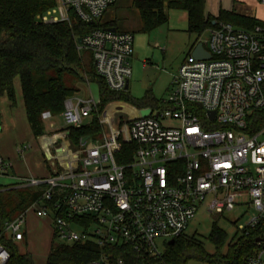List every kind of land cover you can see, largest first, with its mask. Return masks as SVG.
I'll return each mask as SVG.
<instances>
[{"label":"built area","instance_id":"obj_1","mask_svg":"<svg viewBox=\"0 0 264 264\" xmlns=\"http://www.w3.org/2000/svg\"><path fill=\"white\" fill-rule=\"evenodd\" d=\"M53 1L55 6L38 15V21L70 22L74 14L82 22L96 23L117 0ZM259 1L264 6V0ZM262 22L252 30L216 22L207 39L194 44L201 43L210 58L188 54L173 77L169 97L152 105L139 107L115 99L99 109L101 97L91 93L65 100L60 114L64 126L69 130L81 127L96 115L101 137L80 139L74 167L65 161L64 172L19 182L44 186L32 206L38 216L51 218L56 238L67 243L93 240L98 245V257L87 264H166L156 239H167L170 246L185 233L200 206L221 215L243 204L245 195L255 213L238 230L248 236L261 226L264 19ZM80 38V44L76 38L78 50L92 54L95 71L109 90L127 91L134 34L94 28ZM145 110L149 111L146 115ZM68 137L61 133L56 138L63 142ZM41 138L44 147L58 143L50 136ZM28 147H19V153L23 155ZM10 166L0 153V174ZM25 222L23 212L0 224V238L4 233L12 240L20 239ZM255 244L246 263L264 264V240ZM9 258L0 241V264Z\"/></svg>","mask_w":264,"mask_h":264},{"label":"trees","instance_id":"obj_2","mask_svg":"<svg viewBox=\"0 0 264 264\" xmlns=\"http://www.w3.org/2000/svg\"><path fill=\"white\" fill-rule=\"evenodd\" d=\"M115 4V3H113ZM142 29L149 30L167 22L166 8H180L187 14L188 32L202 35L220 20L252 30L254 17L221 9L217 17L205 13L206 0H138ZM55 6L53 0H0V99L7 97L16 104L15 82L21 84L25 113L35 137L45 132L42 116L49 112L56 116L64 110L65 100L78 91V83L88 76L100 87L102 109L111 100H125L144 107L158 100L149 89L141 99L133 98L128 90L111 92L105 80L97 75L92 54L78 50L76 38L94 28L116 27L115 20L89 24L76 19L70 22L42 23L37 16ZM118 29V28H117ZM2 114L0 111V124ZM70 138L78 144L88 137L98 139L102 127L95 115L92 121L70 129ZM125 161V160H124ZM44 186L0 187V224L12 221L37 201ZM264 238V219L250 235L227 242L226 233L213 225L210 241L214 252H209L196 235L183 233L169 246L163 259L166 264H187L190 259L207 264H247L246 259L256 250L255 240ZM53 235L45 264H87L96 259L99 247L93 240L75 243H56ZM0 241L7 247L10 258L5 264H35L30 253H21L11 238L4 233Z\"/></svg>","mask_w":264,"mask_h":264},{"label":"rangeland","instance_id":"obj_3","mask_svg":"<svg viewBox=\"0 0 264 264\" xmlns=\"http://www.w3.org/2000/svg\"><path fill=\"white\" fill-rule=\"evenodd\" d=\"M136 1L138 0H117L115 4L107 8L100 19L104 22L115 20L119 31H129L134 34V54L130 60L132 77L128 90L129 94L135 99H141L145 96L146 92L151 89L153 95L157 99H167L172 88L171 82L173 76L178 72L180 65L186 59L187 55L192 53L194 44L199 41V39L202 41L207 39L208 31L202 35L188 32L187 14L180 8H166L167 22L157 27L150 28L149 30H143L140 13L135 4ZM220 5L223 6V8H230L231 11L233 10L237 13H243L247 8L251 7L255 20L258 22L257 24L263 23L264 6L259 0H207L205 6L206 9L209 10V13L214 14L217 12ZM76 19L80 20L78 17H76ZM234 26L242 28L236 25ZM156 43H158L159 46H156ZM82 53L85 56L89 55L86 51H82ZM78 87L81 89L78 93L80 97L88 96L84 83H80ZM92 88L94 91V87ZM15 105V108H18L19 102ZM0 108H3L1 100ZM5 119L4 117L3 121H5ZM22 119L23 120L18 122V124L11 122L6 123V128H4L2 136L0 137V142H2V144L5 143L12 154V158L18 159L15 163L18 161L19 164H22L19 160L22 159L21 161H23V157L25 156L19 153L18 148L29 146L24 153H27L26 156L36 150L39 152L36 156V160H33L31 163L30 159H26V165L28 163L29 165L31 164L30 166L35 173L47 174V169H49V167L50 169H55L58 165L57 163L61 165L65 161L71 163L72 167H74L78 160V146L66 140L56 144L49 143L45 150H41L40 140L29 130L27 120L24 118ZM52 121L56 124V128L65 125L64 119L60 115L54 116ZM47 127L50 129L48 122ZM70 132L69 129L64 127L57 134L61 135V133H66L70 135ZM43 134L45 135V133ZM54 156L56 159L53 158ZM39 160L44 161V164H42L40 168L37 166V161ZM10 163H13V161H10ZM2 181L3 180L0 179V183H2ZM243 198V204L237 205L233 211L224 212L221 215L210 213L206 206H200L195 218L189 222L185 233L188 235H196L197 239L203 242L205 248L209 252H214L215 250L214 244L209 239L214 224L226 233L227 242L241 237L242 233L238 230L239 225L247 223L255 213L253 207L248 204V196L245 195ZM32 214L34 213L30 210L26 217V219H28L26 225L28 227L27 242H25V239L18 241L19 248L21 251L27 252L28 250L31 252L35 264H45L46 255L49 251L53 236H51V229L48 227L45 230L44 227L38 225L37 216L35 219L31 216ZM39 221L40 219H38V222ZM24 225L21 232L25 227ZM74 228L76 229L75 225ZM55 242L70 244L58 238L55 239ZM156 243L164 256L169 248L167 244L168 240L158 238L156 239ZM187 264L207 263L196 259H190Z\"/></svg>","mask_w":264,"mask_h":264},{"label":"crops","instance_id":"obj_4","mask_svg":"<svg viewBox=\"0 0 264 264\" xmlns=\"http://www.w3.org/2000/svg\"><path fill=\"white\" fill-rule=\"evenodd\" d=\"M221 9H224V10H227V11H231L230 8H223V6L220 5L218 7L217 12L212 14V13H209V10L206 9V6H205V13L206 14H211V15L217 17L219 15V12H220ZM238 13L239 14H243V15L252 16V17L255 18V16L253 15V9L251 10V7L247 8V10L245 12H243V13H240V12H238ZM131 77H132V74H131ZM131 77H130V79H131ZM130 79H129V87H130ZM80 83H84L86 85V89H87L88 95L91 93V94H93L95 96H100V87H99V84L96 81L92 80L88 76H85V80L83 82H80ZM80 83H78V85ZM171 86H172V82H171ZM92 87H94V91H93ZM80 90L81 89L78 87V91L76 93H74L73 95H78ZM128 90H129V88H128ZM15 93H16V103L19 102V106H17L18 108H15L16 105L12 106L11 102L9 101V99L7 97H3V98L0 99L1 102L3 103V108L2 109L0 108V111H1V114H2V123H1L2 125H0V137L2 136L4 128H6V123L11 122V123L18 124V122H21V120H23L22 118L27 120L26 113H25V107H24V101H23L22 88H21L20 81L18 79L15 82ZM73 95H71V96H73ZM71 96H69V97H71ZM18 100H20V101H18ZM157 100H159V99H157ZM4 117L6 118L5 121H3ZM53 117L54 116L51 115L49 112H46V113L43 114L42 119H43V123H44V126H45V132H44L45 135L47 134V136L53 137V139H55L56 137H58L57 133L61 129H63L65 126L56 128V124L52 121ZM27 122H28V120H27ZM47 122L49 123L50 129H48V127H47ZM50 123L54 124L53 127L50 126ZM27 125L29 127V130L32 132L29 122L27 123ZM48 134H51V135H48ZM43 135L44 134L36 137V138H38L40 140L41 150H45L47 148V147H44L42 145V142H41V139H42L41 137ZM56 139H57L58 142L61 141V140H58L59 138H56ZM67 141H71L73 145H76V146L79 145V143L75 144L71 140L70 135H69ZM0 153H1L2 157H3V159H5L6 161H8V162L13 161V163H10L11 164L10 168L7 171H4V172H2L0 174V179L3 180L2 183H0V187H2V188H4V187L23 186L19 182V180L22 179V178H47V177H50V176H53V175H56V174H59L61 172L66 171L67 167H68V165L66 166L65 162L63 164H61V165H59V163H57L58 165L56 166L55 169H52V168L50 169V167H49V169H47V171H48L47 174L35 173L33 171V169L31 168V166H30L31 164L29 165V163L27 162L28 164L26 165V159L27 160L30 159V163L33 160H36V156L39 153L37 150L29 153L27 156H26L27 153L23 154L22 156L25 155L23 157V161H21L22 159L19 160L20 162H22V164H19L18 161H17V163H15V161L18 160V159L12 158V154L9 151V149L6 147L5 143L2 144V142H0ZM11 159H13V160H11ZM42 164H44V161H41V160L37 161L38 168H40V166H42ZM32 204L24 211L26 213V217H27L28 211L32 210L34 214H32L31 216H33V218H35L37 216L36 218H37L38 225H41L42 227H44L45 230L49 227L51 229V236H53L54 235V230H53L51 218L50 217H40V216H38L36 214L35 208L32 206ZM38 219H40L39 222H38ZM27 223H28V219H26V222L24 223L25 227H24L23 231L22 232L20 231L21 234H22V237L20 239L14 240V242L16 243V245H17V247H18V249H19V251L21 253H30L31 254V252H29L28 250H27V252L21 251L20 248H19V244H18V241H20L22 239L23 240L25 239V242H27V238H28V227L26 226ZM22 228H23V226L21 227V229ZM7 236L9 238H11L9 235H7ZM51 244H52V240H51V243H50V247H51ZM50 247H49V251H50ZM49 251H48V253H49ZM48 253L46 255V258L48 256ZM45 262H46V260H45Z\"/></svg>","mask_w":264,"mask_h":264},{"label":"water","instance_id":"obj_5","mask_svg":"<svg viewBox=\"0 0 264 264\" xmlns=\"http://www.w3.org/2000/svg\"><path fill=\"white\" fill-rule=\"evenodd\" d=\"M90 24H94V21H91ZM106 30L111 31V32H116V31H117V28H116V27H108V28H106ZM77 41H78V43L80 44V43H81V38L78 37V38H77ZM192 54H193V56H195V57L198 58V59H209V58H210V54H209V52H207V51L204 49V47L202 46L201 43L197 44V45L194 47V49H193V51H192ZM128 88H129V82H128L127 85H126V89H127V90H128ZM148 112H149L148 110H145V111H143V114L146 115ZM211 115L213 116V113H212ZM86 139H87V138L85 137L84 140H86ZM261 240H264V238L262 239V238L258 237V238H256L255 241H256V242H259V241H261ZM172 243H173V241H171V244H172Z\"/></svg>","mask_w":264,"mask_h":264}]
</instances>
